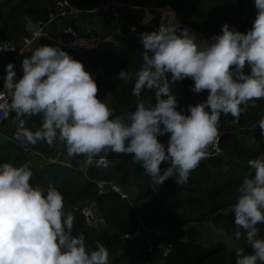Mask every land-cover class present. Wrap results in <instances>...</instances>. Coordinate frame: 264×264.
Returning <instances> with one entry per match:
<instances>
[{
    "label": "clouds",
    "instance_id": "9594fccd",
    "mask_svg": "<svg viewBox=\"0 0 264 264\" xmlns=\"http://www.w3.org/2000/svg\"><path fill=\"white\" fill-rule=\"evenodd\" d=\"M254 4L257 15L250 30L236 31L225 23L212 43H198L188 28L174 22L171 9L166 22L141 33L142 67L134 74L122 69L118 76L135 81L133 95L155 89V104L140 99L134 111L112 118L83 63L59 46L41 45L22 60L19 79L13 63L6 66L0 110L15 114L16 139L25 144L45 141L52 146L58 140L69 157L84 156L89 164L98 157V167L108 166L109 152L128 154L153 187L169 178L183 185L211 155L221 115L238 121L250 102L255 107L264 98V0ZM25 19L27 30H34L32 20ZM15 48L10 41L0 43V51ZM168 73L172 82L191 78L192 91H207V99L189 105V114L178 111ZM34 116L42 117V125L32 131L23 117ZM260 128L264 134V120ZM165 134H170L167 145L158 139ZM164 163L168 166L162 170ZM248 166L254 174L243 178L233 212L236 237L243 230L252 251L238 250L235 264H264V239L257 227L264 224V154ZM32 175L27 163L0 165V264H109L104 244L97 242L89 252L83 234L72 235L74 216L65 214L58 189L49 185L45 194L30 183Z\"/></svg>",
    "mask_w": 264,
    "mask_h": 264
},
{
    "label": "trees",
    "instance_id": "16d2710c",
    "mask_svg": "<svg viewBox=\"0 0 264 264\" xmlns=\"http://www.w3.org/2000/svg\"><path fill=\"white\" fill-rule=\"evenodd\" d=\"M53 1L0 0L1 42L10 41L17 46L18 40L32 31L27 30L25 17L34 23L45 20L46 7ZM69 1L78 9L89 12L95 11L101 3V0ZM122 1L147 8L154 15H157L158 8L168 5L175 11L177 20L186 25L193 24L211 40L222 32L225 23L233 30L246 33L257 15L254 0ZM117 25L121 34L102 42L92 52L69 45L60 46L81 61L92 75L98 85L97 96L113 111L112 118L134 111L140 99L155 104L156 91L144 89L140 96L133 95L135 81L120 80L118 76L122 69L134 74L142 67L141 33L156 30V22L140 23L135 13L120 8ZM15 50L0 51V91L4 90L9 63H13L19 79L13 62ZM167 77L170 91L178 101V111L185 113L189 105L207 99V91H192L194 80L191 78L172 82L171 73ZM254 103L255 107L250 102L245 110V121L240 116L236 125L232 124L233 117L221 115L218 125L221 154L203 159L183 185H177L174 178H169L162 185L153 187L141 164L134 162L128 154L109 152L107 167H98L97 157L91 164L87 163L85 169L78 164L82 162V156L70 157L69 163L51 158L65 145L58 140L52 146L45 141L31 145L17 140L19 121L14 113H9L0 126V165L5 162L14 166L27 163L33 173L30 179L33 186L42 187L45 194L49 185L58 189L63 195L65 214L71 212L74 216L72 235L83 234L89 252L96 248L97 242L104 244L109 252V264H235L238 250L248 254L252 249L243 230L240 238L236 237L233 207L243 178L254 174L248 161L264 154V134L260 128V122L264 120V98ZM23 119L25 127L32 131L42 125L41 116ZM247 124L252 129L245 131L249 136L245 142L240 133ZM169 136L165 134L158 139L167 145ZM32 149L44 155L41 167L30 162L28 153ZM167 166V163L162 164V170ZM99 180L113 182L126 196L122 197L112 189L100 190L96 184ZM87 201L94 202V212L104 220V224L95 228L86 225L80 206ZM140 224L170 233L172 249L168 256L158 261L147 250L148 242L142 237L131 241L124 238ZM205 224L221 231L228 242L223 238L206 241L202 228ZM257 227L259 238L264 239V224ZM183 233L185 238H182ZM156 239L152 235L151 242Z\"/></svg>",
    "mask_w": 264,
    "mask_h": 264
},
{
    "label": "built area",
    "instance_id": "2783aa9c",
    "mask_svg": "<svg viewBox=\"0 0 264 264\" xmlns=\"http://www.w3.org/2000/svg\"><path fill=\"white\" fill-rule=\"evenodd\" d=\"M120 8H124L127 12H132V13H137L142 11L143 14H146V11L150 13V11L147 8H140L129 2H125L122 0H101L99 7L95 11H100L104 14H109L110 17L116 21V28L112 32L111 36H108L109 38L100 36L93 31H88L85 34H81L72 25L67 24L61 29V31L57 34V36L54 39H52L54 41V44L59 47L63 45H69L71 47H76L86 52L94 51L99 47V45L102 42L106 40H110L121 34L120 27L117 25V18L119 17ZM168 8L173 10L168 5L157 9V13L160 16V18L158 19V22L156 24V29L161 25L162 23L161 17L162 15H164V12ZM83 11L86 10L78 9L69 0H54L53 2L47 5L46 19L35 23L33 22L34 30L31 31L30 35L22 36L16 44L17 45L16 50L15 53L13 54V62L16 68L18 69L19 78L23 75L22 60L24 59L25 56H27L28 48L31 46V44L34 43L35 39L43 35L42 32L43 27L50 22L60 20L62 18H66L77 12H83ZM174 22H176L181 28L184 27L188 28L190 34L195 36L198 43L202 40H207L209 43L213 42L211 39L206 37L203 32L196 31L189 25L181 23L179 20H177L176 17ZM147 23L150 22L147 21ZM133 29L134 28H131V30ZM5 92H6L5 89L0 91V93H5ZM7 116L8 113H5L3 110H0V126L3 123V121L7 118ZM208 151L211 153L210 156L221 154L222 150L219 146L218 137L216 143L214 145H211ZM96 184L100 190L112 189L116 192H119L122 197L126 196L122 192V190L111 181L99 180L97 181ZM94 207H95L94 202L91 201L84 202L80 206V213L82 214L86 225L95 228L98 227L99 224H104V220L95 214ZM152 235L157 237L156 241L154 242H151ZM140 237H142L144 240L148 242L147 250L151 253V255L153 254L154 256L153 258H155L158 261L168 256L172 249V240L170 239V233L159 229L150 228L149 226L144 224H140L139 227L134 232L127 233L124 235V238L129 241L139 239Z\"/></svg>",
    "mask_w": 264,
    "mask_h": 264
},
{
    "label": "crops",
    "instance_id": "0c3cea01",
    "mask_svg": "<svg viewBox=\"0 0 264 264\" xmlns=\"http://www.w3.org/2000/svg\"><path fill=\"white\" fill-rule=\"evenodd\" d=\"M67 24L72 25L81 34L93 31L105 38H109L108 36H111L112 32L116 28V21L111 18L109 14H104L100 11L77 12L66 18L46 24L42 29L43 35L36 38L34 43L28 48L27 56L31 55V52L41 45L56 46L52 39H54L61 29Z\"/></svg>",
    "mask_w": 264,
    "mask_h": 264
},
{
    "label": "rangeland",
    "instance_id": "374dc122",
    "mask_svg": "<svg viewBox=\"0 0 264 264\" xmlns=\"http://www.w3.org/2000/svg\"><path fill=\"white\" fill-rule=\"evenodd\" d=\"M136 16H137V20L140 22V23H147V22H144V21H149L150 23H155L157 24L158 22V19L160 18V16L158 15H154L152 14L151 12L148 13L146 12V14H143V11L142 12H137L135 13ZM146 15V16H145ZM115 23V22H113ZM188 25L190 27H192L193 29H195L196 31H201L200 29H198L197 27H194L193 24L191 23H188ZM202 32V31H201ZM1 35H0V43L1 42ZM245 71H249L250 72V66L246 65L245 68H244V72ZM247 113V111H246ZM184 114H189L188 111H186ZM244 121H245V111H243L240 115ZM233 125H236L237 124V120H233L232 122ZM15 126L17 127L18 124ZM252 128H250V126L247 124V125H244L242 127V132L240 133V135H242V138L246 141L249 140V136L248 134L245 135V131H251ZM50 154L48 155L47 158H49ZM28 157L30 159V162L37 166V167H41L42 165V162H44L45 160V157L42 153L38 152L37 150L35 149H32V150H29V153H28ZM51 158H55V159H61L62 162L64 163H69L70 160H69V156L67 155V151H66V146L61 150V152H59L56 156L54 157H51ZM87 158L82 156V162L78 163L80 168L82 169H85L86 166H87ZM95 208V207H94ZM95 211V209H94ZM203 228V232H204V239L206 241L208 240H215V239H225L227 242H228V239L224 237L223 233L219 230H217L215 227L209 225V224H205L204 226H202ZM182 238H185V233H183L182 235Z\"/></svg>",
    "mask_w": 264,
    "mask_h": 264
},
{
    "label": "bare ground",
    "instance_id": "6f19581e",
    "mask_svg": "<svg viewBox=\"0 0 264 264\" xmlns=\"http://www.w3.org/2000/svg\"><path fill=\"white\" fill-rule=\"evenodd\" d=\"M168 9H170V8H168ZM168 9H166V11L164 12V16H165V21H162V22H166V19H167V11H168ZM146 12H148V11H146ZM149 13V12H148ZM146 16V15H145ZM176 23V22H175Z\"/></svg>",
    "mask_w": 264,
    "mask_h": 264
}]
</instances>
